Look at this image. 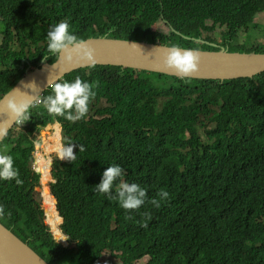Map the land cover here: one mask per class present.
I'll return each instance as SVG.
<instances>
[{
  "label": "trees",
  "instance_id": "trees-1",
  "mask_svg": "<svg viewBox=\"0 0 264 264\" xmlns=\"http://www.w3.org/2000/svg\"><path fill=\"white\" fill-rule=\"evenodd\" d=\"M256 16H264V0H0V99L28 64L33 70L46 56L48 64L56 60L47 51V33L62 20L84 40L108 35L216 51L234 44L242 28L257 29ZM158 22L165 31L153 29ZM218 29L219 42L210 38ZM228 51L264 53L255 47ZM77 76L99 82L83 119L69 122L36 105L30 119L16 124L19 130L0 144L9 147L6 154L23 181L0 180V224L48 264H110L111 257L121 264L145 258L144 264H264V73L185 82L95 66L58 82ZM48 94L51 89L43 96ZM57 121L61 144H77V158L53 157L50 201L43 194L48 182L39 187L40 175L32 168L34 135L54 123L57 147ZM43 153L50 176L52 142ZM36 159L45 181L46 162L41 155ZM110 165L121 166L122 181L146 188L161 206L146 202L126 212L97 192L94 186ZM161 190L167 199L158 196ZM145 221L147 228L141 226ZM59 226L67 246L54 236Z\"/></svg>",
  "mask_w": 264,
  "mask_h": 264
},
{
  "label": "clouds",
  "instance_id": "clouds-1",
  "mask_svg": "<svg viewBox=\"0 0 264 264\" xmlns=\"http://www.w3.org/2000/svg\"><path fill=\"white\" fill-rule=\"evenodd\" d=\"M257 18L259 17L256 16L254 18V22ZM169 28L172 30L171 27ZM135 45L139 48L137 44ZM47 51L53 56L63 55L64 60L68 62H71L75 58L78 62H83L93 68L96 64L94 49L89 47L84 39L77 37L70 31V25L66 20L60 21L48 31ZM44 58L46 60L47 56ZM200 58L201 54L198 49L184 48L178 44H172L166 49H163L162 56L160 57L165 68L173 72L178 78L185 82H189L198 72ZM24 62L28 63L26 58L24 59ZM27 66L31 68L29 64ZM98 86V81L89 83L77 76L74 81L71 82H49L48 88L51 89V94L46 96L26 95L27 99L20 101L19 103L15 98L10 96L6 102V113L9 115V119L0 123V140H3L7 136L8 127L11 126L9 121L20 125L24 124L31 117L30 109L36 105L43 106L50 116L63 117L65 120L73 123L80 121L88 113L89 105L96 96V91L94 89ZM25 87H31L34 91L37 90L34 83L27 84ZM14 91L17 90H13V92ZM56 126L60 127L59 121L56 122ZM15 128L19 130L17 125H15L12 130ZM78 146L79 152H84L86 150L83 144H79ZM75 147H77V144L75 143L58 145L56 147L58 158L68 162L74 161L77 158V155L74 153ZM123 176L124 170L121 166L110 165L103 172L101 182L94 186V188L97 192L105 194L107 199L117 201L119 206L126 212L139 210L146 202L152 204L156 208L161 206L160 200L155 198L149 199L146 188H142L136 183L129 184L123 182ZM0 180H14L17 185L23 184V181L19 178L18 169L14 167V159L9 154L0 153ZM52 181L53 179L51 178L50 184L54 183V181ZM113 189H115V191H113ZM158 196L161 199H167L169 193L161 190L158 193ZM4 215V206L0 205V217H3ZM8 215H10V213H8ZM144 216L147 219H151L149 213H144ZM130 218V216H126V219ZM141 226L147 228L148 223L145 221ZM68 239L69 238L67 237L61 236L59 241H66Z\"/></svg>",
  "mask_w": 264,
  "mask_h": 264
},
{
  "label": "water",
  "instance_id": "water-1",
  "mask_svg": "<svg viewBox=\"0 0 264 264\" xmlns=\"http://www.w3.org/2000/svg\"><path fill=\"white\" fill-rule=\"evenodd\" d=\"M85 41L89 47L94 49L95 66L118 67L121 69L157 73L169 77H178L165 68L160 59L162 50L166 49L168 47L167 45L114 39L109 38L108 35L88 38ZM133 43L137 44L139 48ZM198 50L201 54L199 70L196 75L191 78L192 80H237L241 78H252L264 73V54L262 53L229 52L227 48L223 47H219L216 51ZM88 67L90 66L83 62H78L75 58L71 62L65 61L63 55L57 56L56 60L51 64L46 63L44 58L39 62L38 67L32 71H30L29 66H27L25 75L0 99V123L9 119V115L6 113V102L10 96L15 98L18 103L27 99L26 95L43 96L44 92L49 89V82H58L65 75ZM33 83L37 89L36 91L31 87H25V85ZM13 90L17 91L13 92ZM9 123L11 126L8 127L7 134L16 125V123H11V121H9ZM60 133L61 127H59V134ZM59 140L61 144V135ZM2 141L3 140H0V144ZM51 165L52 159L50 158L49 174L51 172ZM36 173L40 174L38 171H36ZM53 199L57 206L56 199L54 197ZM60 232L61 234L63 233L62 231ZM63 236L66 237L65 235ZM57 243L67 246V241H64V243ZM0 264L48 263L38 256L26 242H22L11 233V231L0 224Z\"/></svg>",
  "mask_w": 264,
  "mask_h": 264
},
{
  "label": "rangeland",
  "instance_id": "rangeland-1",
  "mask_svg": "<svg viewBox=\"0 0 264 264\" xmlns=\"http://www.w3.org/2000/svg\"><path fill=\"white\" fill-rule=\"evenodd\" d=\"M255 23L257 24V27L259 26L257 29H256V27L255 28H249L246 30H245V28H242L244 30H240L238 32L236 42L234 44H230L229 46H227V48L229 47L231 50H236V51H247V50H252L255 47V50L260 51V52H264V16L257 18L255 20ZM153 29H159V30L165 31L164 25L162 22L155 23L153 25ZM221 31L222 30H219V29L216 30V32L213 33L210 36V38H212L218 42L221 41V38H220ZM247 34H249V35H247ZM206 44L211 45L208 43H206ZM258 46H260V47H258ZM195 48H200V46L197 45V47H195ZM52 124H54V123H52ZM15 129H14L15 131H18L17 128H15ZM54 133H55V131L53 130L52 125L49 124L47 127L39 129L38 134L34 135V137H35L34 149L35 150L33 153L34 163L32 165V168H34L35 171L38 170L37 169L38 163H37L36 156L41 155L43 158H45L44 153H43L45 143L46 142H52L53 149H56V145H55L56 143H54L55 142L54 141ZM58 145H60V140H59ZM8 149H9L8 146H3L0 148V153L6 154ZM55 156L58 157L57 153H52L51 155H49V157L51 159H53V157H55ZM38 172L40 173V170H38ZM46 172H47V169H46ZM49 178L51 180V177H49ZM41 183L43 185L46 182H44L42 177L40 176V179H39L40 187H41ZM49 184H50V181L46 184V188H47L48 192H49ZM43 186H45V185H43ZM37 188H39V187H37ZM37 201L42 206V199H41L40 194L37 196ZM52 238H53V236H52ZM145 262H146V258L138 261L136 264H144ZM110 264H121V263H120V261H118V259L111 257Z\"/></svg>",
  "mask_w": 264,
  "mask_h": 264
},
{
  "label": "bare ground",
  "instance_id": "bare-ground-1",
  "mask_svg": "<svg viewBox=\"0 0 264 264\" xmlns=\"http://www.w3.org/2000/svg\"><path fill=\"white\" fill-rule=\"evenodd\" d=\"M55 124H56V123H55ZM46 143H47V142H46ZM43 151H44V149H43ZM44 161L46 162V169H47V160H46V158H44ZM37 171H38V170H37ZM45 173L47 174L46 170H45ZM40 176L42 177L41 171H40ZM47 176H49V175L47 174ZM49 177H50V176H49ZM49 177H48L47 180H45L44 182L47 183V182L51 181ZM43 194H44V196H49L48 199L51 201V199H52V198H51V194H49V192H48V190H47L46 187H45L44 190H43ZM54 236L59 240L60 237H61V233H60L59 231L55 230V231H54ZM62 236H63V235H62ZM64 241H65V240H61L60 243H64Z\"/></svg>",
  "mask_w": 264,
  "mask_h": 264
}]
</instances>
